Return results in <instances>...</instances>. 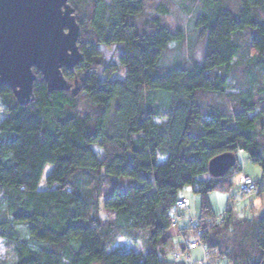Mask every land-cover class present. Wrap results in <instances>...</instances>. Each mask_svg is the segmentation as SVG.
I'll use <instances>...</instances> for the list:
<instances>
[{
	"label": "trees",
	"instance_id": "obj_1",
	"mask_svg": "<svg viewBox=\"0 0 264 264\" xmlns=\"http://www.w3.org/2000/svg\"><path fill=\"white\" fill-rule=\"evenodd\" d=\"M185 1L197 4L191 24L204 39L201 62L159 66L166 52L183 48L188 40L182 23L174 29L165 23L172 0L158 4L148 22L139 19L145 0H70L84 61L74 72L63 73L77 83L78 95L49 93L36 72L33 98L26 105L18 104L10 89L0 88L5 112L0 241L13 246L14 264H187L173 255L186 254L197 231L210 264H264V215L233 219L234 206L242 200L237 201L240 181L247 176L238 156L247 155L264 180V88L234 96L225 111L222 104L202 99L228 94L231 68L241 56L247 74L242 87L252 82L254 69L264 73V20L258 13L264 0H233L232 6L230 0ZM249 32L255 57L242 54L239 36ZM103 46L123 48L109 67L98 65ZM121 68L124 77L112 79ZM85 97L95 112L83 117L78 99ZM223 154H234L236 165L224 177L212 178L209 164ZM47 166L53 170L44 187ZM80 172L133 182L103 198L101 211L112 214L110 220L102 218L92 191L72 183ZM253 182L258 194L244 198L261 194ZM187 189L200 200L197 215L194 201L183 193ZM217 190H235L237 198L232 195L221 214L224 223L211 225L220 216L210 201ZM184 197L198 218L197 229L188 224V214L176 209ZM171 230L177 234V250ZM113 232L131 235L135 243L139 233L147 232L144 254L110 252Z\"/></svg>",
	"mask_w": 264,
	"mask_h": 264
},
{
	"label": "rangeland",
	"instance_id": "obj_2",
	"mask_svg": "<svg viewBox=\"0 0 264 264\" xmlns=\"http://www.w3.org/2000/svg\"><path fill=\"white\" fill-rule=\"evenodd\" d=\"M146 1V8L145 12L142 15L141 22H148V20L154 18L156 16L155 14V8L158 4L167 2V0H145ZM240 1V0H239ZM171 3V14L169 17L165 19V23L170 27L171 29H174L177 24H183L187 39L183 48H177L175 50H170L164 54V56L161 58L159 66L162 68H172L174 65L177 66L178 64L182 62H187L188 60L192 62H201L203 60V54H204V39L199 33H196L193 24H191L192 21V12L196 8L197 4H191L186 2L185 0H172V2H169V6ZM229 4L233 5V0L229 1ZM231 5V6H232ZM259 16L262 20H264V10L258 11ZM84 18V17H83ZM87 20V17L85 18ZM87 35V34H86ZM88 36V35H87ZM253 37V32L241 34L239 36V41L242 45V54L246 55L249 52L250 57H255V53L251 49V39ZM100 52V58H99V66L100 67H109L111 64L114 63L116 56L119 54H123V48L121 46H112V47H99ZM122 49V50H121ZM246 60L240 57V59H237L235 63L233 64L231 71H230V91L228 94H225L223 96H219L217 94H205L203 95L202 99H204V102L209 105H223L224 108H222V111H225L228 109L230 101L233 99L234 96H238L242 94L247 89L253 90V92H257L258 88H264V73L259 72L257 70H253V75L251 77L249 85L246 87H242V82L246 81L247 74L244 70L246 67ZM177 64V65H176ZM183 64V63H182ZM168 66V67H164ZM103 69L99 70V78L103 79L105 78L102 73ZM124 69L121 68L119 70V73L117 75H114L112 79H118L124 77ZM79 78L82 77L77 72L76 73ZM68 81V80H67ZM72 85L73 78L69 79L68 81ZM75 89V86L72 87L71 91ZM78 106H79V112L80 114L84 116H88L90 114H93L95 112V108L90 102L88 98H79L78 99ZM5 116V112L2 105V99L0 98V123L2 122L3 118ZM238 163L239 166L243 168V172L250 176L256 183L259 184V190L261 194L253 199L244 198L239 203H237L234 206V214L233 219H253L255 216H259V214H262L264 212V180L262 176L261 169L254 165L247 155L238 156ZM53 167L47 166L44 171L43 180L44 183L42 186L45 187V179L49 174L52 172ZM117 180V179H111L104 175L103 172L101 173H85L80 172L75 175L73 178L72 183H74L75 186H81L82 189H86L93 192L94 199L97 200L98 205H100V212H105V209L103 207L104 197L107 196V194L111 193L114 188H117L120 190H125L127 187H129L133 182L129 181L131 179H124ZM187 193L192 200L194 201V209L196 212V215L198 214L200 210V200L197 196H195L191 189L185 190L183 193ZM181 194V196L183 195ZM232 195L237 198V192L235 190H230L227 192L222 191H215L210 194V201L213 206V210L217 215H221L224 212H226L228 206H229V200L232 197ZM102 210V211H101ZM101 213L103 216L102 218L106 220H110L112 218V214L109 213ZM263 216V215H262ZM107 225V224H106ZM105 225V227H107ZM111 234V233H110ZM170 236L173 237L174 241V249H178L179 241L177 239V234L175 230H171L169 232ZM115 237V243L110 249V252H134V253H140L144 254V251L147 247V238L148 233H139L137 238V242L135 243L131 235L127 234H119L117 232H113L112 234ZM176 249V250H177ZM194 257H200L201 253L200 250H197L193 252ZM170 259V258H169ZM15 263V256L13 252V246L11 244H8L6 242L0 241V264H14ZM219 264H227L226 262H222Z\"/></svg>",
	"mask_w": 264,
	"mask_h": 264
},
{
	"label": "water",
	"instance_id": "obj_3",
	"mask_svg": "<svg viewBox=\"0 0 264 264\" xmlns=\"http://www.w3.org/2000/svg\"><path fill=\"white\" fill-rule=\"evenodd\" d=\"M70 0H0V88H8L18 104L33 98L36 73L49 93L79 87L66 80L84 61L78 47L80 28ZM75 89L71 91L72 87ZM234 154H223L209 164L212 178L224 177L235 165Z\"/></svg>",
	"mask_w": 264,
	"mask_h": 264
},
{
	"label": "built area",
	"instance_id": "obj_4",
	"mask_svg": "<svg viewBox=\"0 0 264 264\" xmlns=\"http://www.w3.org/2000/svg\"><path fill=\"white\" fill-rule=\"evenodd\" d=\"M258 194L257 186L253 182V180L248 176H243L239 185V199H244V197H251ZM191 202L187 197H184L177 201L176 209L184 214H188L189 217L187 219L188 224L193 227V229H197L199 225L198 218H194L192 214H190L191 210ZM224 223V217L220 215L217 219H215L211 225L214 224H222ZM178 226L177 222H173L172 227L176 228ZM202 233L199 231L196 232L192 241L188 244V252L186 254H181L180 251H176L173 255V258L176 262H184L187 264H210L207 255V248L202 238ZM200 250L201 256L199 259H194L192 257V252Z\"/></svg>",
	"mask_w": 264,
	"mask_h": 264
},
{
	"label": "crops",
	"instance_id": "obj_5",
	"mask_svg": "<svg viewBox=\"0 0 264 264\" xmlns=\"http://www.w3.org/2000/svg\"><path fill=\"white\" fill-rule=\"evenodd\" d=\"M240 156H242V155H240ZM243 175H246L244 172H243ZM248 176V175H247ZM238 179V178H237ZM237 179H236V181H237ZM238 181H239V179H238ZM237 181V182H238ZM234 214V213H233ZM262 215H264V212H262V214H259V216H255L253 219H256V218H259V217H261ZM250 220H252V219H250ZM193 252H195V251H193ZM193 252H192V256H193ZM193 258L194 259H199L200 257L198 256V257H194L193 256Z\"/></svg>",
	"mask_w": 264,
	"mask_h": 264
}]
</instances>
